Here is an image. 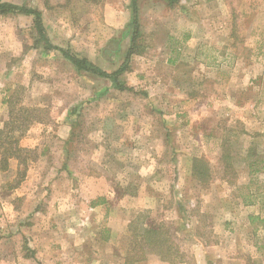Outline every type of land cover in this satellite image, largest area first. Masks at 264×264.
I'll use <instances>...</instances> for the list:
<instances>
[{"label":"rangeland","instance_id":"rangeland-1","mask_svg":"<svg viewBox=\"0 0 264 264\" xmlns=\"http://www.w3.org/2000/svg\"><path fill=\"white\" fill-rule=\"evenodd\" d=\"M2 1L109 73L131 47V0ZM138 21L119 89L0 16V160L28 149L22 181L0 174V264H126L141 225L171 233L173 264H264V0H138Z\"/></svg>","mask_w":264,"mask_h":264},{"label":"trees","instance_id":"trees-1","mask_svg":"<svg viewBox=\"0 0 264 264\" xmlns=\"http://www.w3.org/2000/svg\"><path fill=\"white\" fill-rule=\"evenodd\" d=\"M102 0H85L86 3L90 5H99ZM166 1H174V0H166ZM48 2L45 3V5ZM131 10H132V23L130 27L133 30V37H132V43L129 51L127 52L125 61L120 66L118 70L115 72L109 73L107 71L102 70L101 68L95 66L91 62H89L87 59H83L78 57L77 55L73 54L69 49H64L59 46H55L52 44L44 25L43 21V15L42 12H40L37 9H32L28 7H20L11 3L3 2L0 0V16L2 15H26L31 16L33 18L35 29L39 35V39L41 42H44L46 49H53L60 51L63 56L69 60L72 65H74L79 71H85L88 73H91L93 75H97L99 77L111 79L117 88L122 89V85L120 84L119 78L129 69L130 60L132 58V55L134 54V46L136 41L138 40V37L140 35V27H139V21H138V0H131ZM9 106L12 109L14 106L13 98H10ZM7 123H5V128L0 133L4 134L6 133L7 129ZM16 144L15 147H9L10 149L6 150V153L2 155V159L0 160V171H6L8 169L9 160L16 158L21 163L26 164V160L22 159V156L19 152H26L28 149H24L22 147L18 146V140L11 143V145ZM264 163V162H261ZM250 175H254L255 173L259 172V169H254L255 163H250ZM194 172L202 180H204L205 177L208 176V168L200 166V163L194 165ZM26 170L25 168L24 173L21 171H18L17 175L20 178V181H22L26 177ZM20 183V182H19ZM18 183V184H19ZM247 189V188H246ZM243 203L246 205L253 204V201H250L247 196L242 197ZM251 219L254 220V218L251 216ZM264 222V221H262ZM134 226V224H133ZM142 233L141 235H135L134 239L137 240V243H143L146 245L148 251L143 253L142 257L136 259L135 261L130 260L129 258L126 259V264H136L141 263L142 261L146 260V255L154 254L160 258L161 261L168 262V263H176L177 261H181L178 258L182 257V253L178 249L177 244L173 240V236L171 233L165 229L164 227H146L144 225L140 226ZM134 229V228H133ZM134 232V231H133ZM142 240V241H141Z\"/></svg>","mask_w":264,"mask_h":264},{"label":"crops","instance_id":"crops-1","mask_svg":"<svg viewBox=\"0 0 264 264\" xmlns=\"http://www.w3.org/2000/svg\"><path fill=\"white\" fill-rule=\"evenodd\" d=\"M105 22L107 24H110V25L114 26L115 28L123 27V25L125 24L124 18L121 19V22H120V19L119 18L116 19L114 17L113 13H111L109 11H107V14L105 15ZM234 28H236V23H234ZM230 37H232V36L230 35ZM18 163L19 162H18V160L16 158H13V159L9 160L8 169L6 171H0V174H10V173H12L15 176L18 173V166H17ZM31 174H35V171H33V173H32V170H30L29 171V177H31ZM22 183H24V182H22ZM22 183H21L20 187H24ZM17 188L15 187V188H12V189L18 193L19 190ZM10 205H12V204H10ZM13 210H15V207H13Z\"/></svg>","mask_w":264,"mask_h":264}]
</instances>
